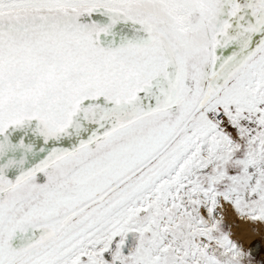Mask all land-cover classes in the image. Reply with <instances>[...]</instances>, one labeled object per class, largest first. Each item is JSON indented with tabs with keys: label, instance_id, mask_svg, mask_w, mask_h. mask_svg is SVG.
I'll return each instance as SVG.
<instances>
[{
	"label": "snow or ice",
	"instance_id": "snow-or-ice-1",
	"mask_svg": "<svg viewBox=\"0 0 264 264\" xmlns=\"http://www.w3.org/2000/svg\"><path fill=\"white\" fill-rule=\"evenodd\" d=\"M0 264H264V0H0Z\"/></svg>",
	"mask_w": 264,
	"mask_h": 264
}]
</instances>
